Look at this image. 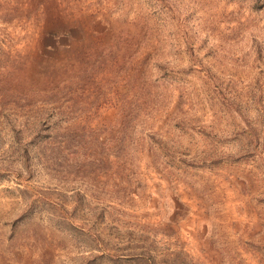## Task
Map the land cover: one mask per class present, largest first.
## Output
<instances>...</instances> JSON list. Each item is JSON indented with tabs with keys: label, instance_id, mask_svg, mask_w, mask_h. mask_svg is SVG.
Instances as JSON below:
<instances>
[{
	"label": "rangeland",
	"instance_id": "obj_1",
	"mask_svg": "<svg viewBox=\"0 0 264 264\" xmlns=\"http://www.w3.org/2000/svg\"><path fill=\"white\" fill-rule=\"evenodd\" d=\"M0 264H264V0H0Z\"/></svg>",
	"mask_w": 264,
	"mask_h": 264
}]
</instances>
